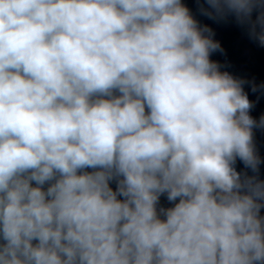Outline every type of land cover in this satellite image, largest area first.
Masks as SVG:
<instances>
[{
    "label": "clouds",
    "instance_id": "obj_1",
    "mask_svg": "<svg viewBox=\"0 0 264 264\" xmlns=\"http://www.w3.org/2000/svg\"><path fill=\"white\" fill-rule=\"evenodd\" d=\"M196 12L0 0V264H264V82L214 59L264 0Z\"/></svg>",
    "mask_w": 264,
    "mask_h": 264
},
{
    "label": "water",
    "instance_id": "obj_2",
    "mask_svg": "<svg viewBox=\"0 0 264 264\" xmlns=\"http://www.w3.org/2000/svg\"><path fill=\"white\" fill-rule=\"evenodd\" d=\"M184 2L197 15L198 19L208 23L196 12V0H184ZM215 27H217L218 38L221 39L225 48V55L216 56L214 59L220 60L225 65V70L239 78L254 79L257 83L264 82V48L259 47L232 24H222ZM250 97L255 99V96H252L251 93ZM261 112H264V97L260 98L252 114L259 116ZM256 142L260 155L264 157V132L258 131L256 133ZM237 167L241 168L242 165L238 162ZM261 176L264 178V165L261 166ZM162 203L168 206L163 198Z\"/></svg>",
    "mask_w": 264,
    "mask_h": 264
}]
</instances>
